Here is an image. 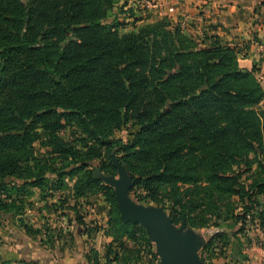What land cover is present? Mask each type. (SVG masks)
Here are the masks:
<instances>
[{"label": "trees", "instance_id": "trees-1", "mask_svg": "<svg viewBox=\"0 0 264 264\" xmlns=\"http://www.w3.org/2000/svg\"><path fill=\"white\" fill-rule=\"evenodd\" d=\"M115 5L0 0V215L17 203L9 189L38 187L56 172V159H71L74 196L105 191L118 229L131 239L144 235L121 223L113 192L92 176L89 164L104 149L108 157L117 152L154 206L163 194L183 222L198 210L199 227L214 215L238 224L258 207L264 229V201L255 199L264 194V91L256 70L239 67V51L218 36L199 49L167 17L119 33L124 24L104 23ZM127 123L131 141L106 140ZM74 125L81 148L59 134ZM43 135L46 155L34 147Z\"/></svg>", "mask_w": 264, "mask_h": 264}, {"label": "rangeland", "instance_id": "rangeland-1", "mask_svg": "<svg viewBox=\"0 0 264 264\" xmlns=\"http://www.w3.org/2000/svg\"><path fill=\"white\" fill-rule=\"evenodd\" d=\"M126 3V0H116L111 17L104 21L108 25L124 24L119 33L134 31L144 25V18L150 15V7L143 8V10L134 9L127 5L123 6ZM154 4L152 1L151 7ZM128 9H132V12L127 13ZM164 17L172 20L173 23H179L187 37L196 38L199 49H203L209 44L210 31L206 30L203 23H180L178 21H182V19L179 18L180 20L175 21L177 18L174 15L162 18ZM192 30H198L199 34H193ZM263 106L264 100L258 107ZM80 131L79 126L74 125L66 127L59 134L65 142L81 148L84 143L80 140L82 136ZM133 132L132 124L127 123L113 130L107 135L106 140L127 143L131 141ZM45 137V135L41 136L40 141L34 144L36 150L43 155L49 152V148L42 144ZM116 153L113 150L108 157V153L102 149L103 157L93 160L89 164L92 176L99 180L101 185L109 187L116 199L115 186L111 185L109 180L119 181L120 170H122L129 183L127 198L138 206L153 207L152 199L147 193L141 188L133 186L131 173L122 164ZM54 165L53 170L56 172L49 173L48 179L38 187L29 186V182L26 189L20 191L9 189V192L15 193L12 199H15L17 203L11 213L0 215L1 235L12 231L15 235L27 236L26 227L30 228L31 234L41 237L40 250L46 251L42 259H44L43 262L47 261V264H161L157 246L142 225L135 223L143 230L144 235L137 232L132 239L127 237L124 231L118 229V226L115 225L117 214L112 211L105 191L94 189L84 196H74L73 185L78 174L74 171L76 166L71 159L64 162L56 159ZM59 177L60 184L57 181ZM2 182L18 183L11 179ZM162 197L164 199L154 207L160 209L170 218L175 229L184 226L182 237L185 233H193L196 236V243L198 242L199 245L194 255L198 264H264V229L260 228L256 216L259 211L258 207L250 209L245 216V222L243 219L238 224L233 219L224 222L222 221L224 216V218L218 219L214 215L207 216L210 221L205 227H199L197 225L202 222V216L197 214L198 210L191 212L192 221L187 224L180 220L177 212L173 214L170 209L171 203L166 200L163 194ZM162 197L158 196L157 199L160 200ZM255 199L264 201V194L255 197ZM178 209L179 207H176L177 211H179ZM239 211L240 209L235 213H239ZM119 220L123 223L120 212ZM20 230H24V234ZM53 235H57L59 239L57 242L53 240ZM43 246L45 247L43 248ZM249 252L255 254L250 259L248 258ZM256 259L259 260L255 262Z\"/></svg>", "mask_w": 264, "mask_h": 264}, {"label": "crops", "instance_id": "crops-1", "mask_svg": "<svg viewBox=\"0 0 264 264\" xmlns=\"http://www.w3.org/2000/svg\"><path fill=\"white\" fill-rule=\"evenodd\" d=\"M126 1L127 3L123 5L125 7L127 5L141 10L144 8L145 0ZM152 1L155 4L150 7V15L144 18V23L167 15H174L177 18L175 21L182 19L178 21L180 23H203L206 30L210 31L209 36H218L222 42L239 51V67L246 70L254 68L264 90V0ZM192 33L199 34L198 30H192ZM20 231L24 234V230ZM40 238L28 234L15 235L12 231L8 234H0V264H47V261L43 262L42 259L46 251L40 250L42 246L39 244ZM36 239L38 241H35ZM254 255L249 252L248 258ZM258 260L256 259L255 262Z\"/></svg>", "mask_w": 264, "mask_h": 264}, {"label": "water", "instance_id": "water-1", "mask_svg": "<svg viewBox=\"0 0 264 264\" xmlns=\"http://www.w3.org/2000/svg\"><path fill=\"white\" fill-rule=\"evenodd\" d=\"M115 186L117 206L123 223L142 225L157 246L161 264H198L194 252L199 245L193 233L183 235L184 226L175 229L170 218L157 207L144 208L127 198L128 180L120 170V180L110 179Z\"/></svg>", "mask_w": 264, "mask_h": 264}, {"label": "built area", "instance_id": "built-area-1", "mask_svg": "<svg viewBox=\"0 0 264 264\" xmlns=\"http://www.w3.org/2000/svg\"><path fill=\"white\" fill-rule=\"evenodd\" d=\"M151 3H152L151 0H145V1L143 2V6H144V8H149V7H151ZM170 11H172V9H170Z\"/></svg>", "mask_w": 264, "mask_h": 264}]
</instances>
